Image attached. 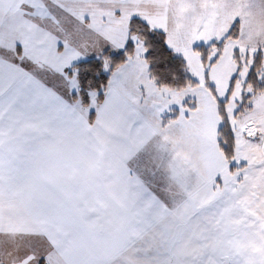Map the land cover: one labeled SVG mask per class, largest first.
Here are the masks:
<instances>
[{"label":"snow or ice","instance_id":"1","mask_svg":"<svg viewBox=\"0 0 264 264\" xmlns=\"http://www.w3.org/2000/svg\"><path fill=\"white\" fill-rule=\"evenodd\" d=\"M0 264H264V0H0Z\"/></svg>","mask_w":264,"mask_h":264}]
</instances>
